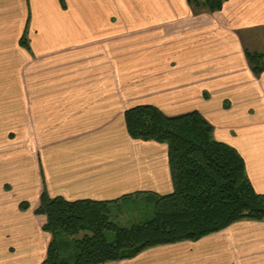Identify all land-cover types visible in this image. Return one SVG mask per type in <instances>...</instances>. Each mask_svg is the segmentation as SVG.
<instances>
[{
  "label": "crops",
  "instance_id": "obj_1",
  "mask_svg": "<svg viewBox=\"0 0 264 264\" xmlns=\"http://www.w3.org/2000/svg\"><path fill=\"white\" fill-rule=\"evenodd\" d=\"M261 46L264 0L215 12L188 0H0V264L45 260V188L69 200L173 191L167 144L127 130L137 105L199 111L264 194V71L246 54ZM101 264H264V220Z\"/></svg>",
  "mask_w": 264,
  "mask_h": 264
},
{
  "label": "trees",
  "instance_id": "obj_2",
  "mask_svg": "<svg viewBox=\"0 0 264 264\" xmlns=\"http://www.w3.org/2000/svg\"><path fill=\"white\" fill-rule=\"evenodd\" d=\"M188 1L197 11L215 12L227 0ZM21 43L29 47L26 36ZM246 54L252 70L260 75L264 50ZM125 122L133 138L167 144L173 191H137L113 200H69L51 196L45 188L35 210L46 216L43 228L52 235L42 264L130 259L151 247L197 241L240 220H264V194L255 190L243 155L217 140L214 126L199 111L167 115L157 106L137 105L126 110ZM141 201L152 204L149 217L128 226L115 221L121 210L113 205L131 207ZM20 206L27 209L29 203ZM81 232L85 234L77 238Z\"/></svg>",
  "mask_w": 264,
  "mask_h": 264
},
{
  "label": "rangeland",
  "instance_id": "obj_3",
  "mask_svg": "<svg viewBox=\"0 0 264 264\" xmlns=\"http://www.w3.org/2000/svg\"><path fill=\"white\" fill-rule=\"evenodd\" d=\"M263 49H264V46H261L260 50H263ZM24 202H27V201H24ZM113 207L116 208V210H119V211L121 210L120 211L121 214L118 215L119 218H115V221L125 226H128L131 223L138 222V221H141L149 217V213H152L153 211L152 204H149V202H146V201H141L137 205H132L131 207L130 206L128 207L127 205H121L119 207L113 205ZM84 234L85 232H81L76 237L81 238ZM109 235L111 236L112 234H109ZM70 247L72 248V246Z\"/></svg>",
  "mask_w": 264,
  "mask_h": 264
}]
</instances>
